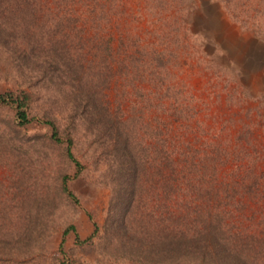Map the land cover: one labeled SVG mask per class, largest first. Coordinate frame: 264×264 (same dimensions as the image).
<instances>
[{"label": "trees", "instance_id": "1", "mask_svg": "<svg viewBox=\"0 0 264 264\" xmlns=\"http://www.w3.org/2000/svg\"><path fill=\"white\" fill-rule=\"evenodd\" d=\"M114 1L83 0L84 6L95 9L92 14L87 12L90 18L84 17L90 24L86 29L84 26L79 28L85 37L79 34L74 45L69 42L70 39L66 40L69 33L61 32L62 23L59 20H54L56 30H50L49 33H44L33 20L25 23L22 32L16 25H0V38H3V45L10 46L13 68L21 73L26 82L23 87L0 91V107L8 106L11 109L10 124L13 126L37 123L45 128L49 143L60 150L71 166L59 175L58 189L68 202L76 206L79 200L68 181L75 178L83 166L76 153L81 139H89L97 153L103 155L108 163L106 173L109 182L117 196L122 198L119 203H123L122 207H114L118 215H134L133 208H137L140 197L148 191V187L145 188L143 184L148 178L146 171L149 167L154 168L155 174L159 169L166 171L167 182L164 187L168 196L178 189L172 183L178 177H188V180L192 171L209 174V186H195L206 200L197 203L184 199L172 208L168 206L165 209L161 217L165 223L164 231L161 239L156 241L157 257L165 258L167 262L184 258L194 264H264V239L251 237L254 234H250L249 238L239 230H230L225 221L228 211L210 202V197L215 198L221 188L231 191L227 195L233 201L239 200L234 197L235 193L252 200L264 196V190L259 188V174L254 172V159L247 167L242 164L243 157H235L239 162H234L223 144L212 139L207 140L202 148L195 147L189 140L171 134L173 122L168 117L162 121V129L158 125L150 126L148 111L143 110L146 104L140 103V99L137 104L130 101L128 113L122 110L121 100L116 99L114 105L110 104L104 91L110 79L116 76L115 79H121L122 86L128 85L135 93L142 95L143 87L138 84L143 82L149 88L148 92L158 100L159 109L178 118L187 116L185 113L194 109L191 95L183 94L181 87L171 78L173 73L170 68L175 63L172 60L177 59L179 47L188 56L196 55V64H203V68L221 78L224 88L230 80H236L238 67H241L239 61L227 56L229 48L214 38L212 50H206L204 35L199 29L194 30L191 26L193 20L188 19L189 14L197 8V0H146L147 9L154 15L168 10L172 16L169 27H153V39H143L137 33L111 28L109 9ZM21 2L23 7L32 9V0ZM214 2L221 9V14H225L240 30L264 45V0ZM68 12L72 13V10L64 6L61 15L70 18ZM87 29L89 33H85ZM240 42L247 44L249 41L241 39ZM230 62L236 63V72L232 66L229 67ZM44 89L48 90L45 105L50 106L55 101L59 103L57 112L60 118L30 113L33 103L39 98V92ZM242 92L255 100V113L259 125L264 129V90L255 96L245 89ZM42 96L45 97V94ZM232 98L231 92L226 90L225 102L229 103ZM147 129L152 133L150 140H146V135H143ZM230 162H233V167L228 179L223 177L218 180L219 168ZM214 181H219L216 183L221 186ZM193 185L189 183L190 189L194 188ZM117 200L115 198V203ZM43 202L50 203L48 200ZM243 202L240 200L238 203L244 206ZM139 214L138 219L152 218L149 212L142 215L140 211ZM93 224L96 230L97 225ZM31 229L30 226L25 228L23 234L11 244L23 241L25 247L29 246L28 232ZM70 231L76 240L83 239L79 237L74 224H66L60 231L56 264H78L68 256L64 247L66 235ZM2 239L0 250L9 246L8 241ZM6 257L15 258L11 253L5 255L0 251V264ZM25 257L22 259L26 260L28 256Z\"/></svg>", "mask_w": 264, "mask_h": 264}, {"label": "rangeland", "instance_id": "2", "mask_svg": "<svg viewBox=\"0 0 264 264\" xmlns=\"http://www.w3.org/2000/svg\"><path fill=\"white\" fill-rule=\"evenodd\" d=\"M82 2L83 0H32L33 7L31 5L30 9L28 6L23 7L21 0H0V25H16L19 32H22L25 23L33 20L44 33H49L50 30H56L54 20H59L62 23L61 32L69 33L66 40L70 39L69 42L74 45L79 34L84 36L79 28L84 26L86 29L90 24L84 17L90 18L87 12L92 14L95 9H91L89 5L84 6ZM64 6L72 10V13L68 12L70 18L61 15ZM219 9L214 0H197V8L189 14L188 19L193 20V29H199L204 35L203 41L208 52L212 50L214 38L229 48L227 56L238 60L241 67H238L236 80H230L229 85L224 88L221 78L203 68V64H196V55L188 56L179 47L177 59L172 60L175 63L170 68L173 73L171 78L181 87L183 94L191 95L194 109L187 111V116L176 118L159 109L158 100L148 92L149 88L143 82L138 86L143 87L142 95L146 93L145 96L138 95L128 85L122 86L121 79H115L116 76L110 79L104 91L110 104L114 105L115 100L119 99L122 110L128 113L130 101L137 104L140 99V103L142 101V104H146L143 110L148 111L150 126L158 125L162 129V121H166L168 117L173 122L171 134L182 140H189L195 147L202 148L207 140L212 139L223 144L229 158L243 157L242 164L246 167L254 159V172L259 174V188L262 191L264 129L259 125L255 113V100L244 94L242 89L252 96L264 90V45L240 30ZM82 11L86 13L83 14ZM109 11L111 28L137 33L143 39H153L154 26L155 29L166 28L172 21L168 10L154 15L147 9L146 0H115ZM89 31L87 29L84 32ZM241 39L249 42L241 43ZM2 40L0 38V91L23 87L26 82L21 73L13 68L10 46L3 45ZM230 66L236 70V63L230 62ZM226 90L233 97L229 103L224 99ZM47 91L44 89L39 92V98L33 103L30 113L60 118L57 112L59 103L55 101L50 106L45 105ZM43 93L45 97L42 96ZM11 115L12 111L8 106L0 107V239L3 238L9 244L0 251L5 255L11 253L15 256L14 259L6 257L1 264H56L60 231L68 223L74 224L79 237L83 238L81 241L76 240L74 233L70 231L64 241L68 256L78 264H156L157 261H161V264H194L184 258L167 262L165 258L157 257L156 241L163 234L165 223L161 217L168 206L172 208L184 199L197 203L206 200L195 186H209V174L192 171L190 181L186 179L188 177H178L172 182L178 189L168 196L164 187L165 181L167 182L166 171L159 169L155 174L154 168L149 167L146 171L148 178L143 184L145 188L148 187V191L140 197L137 208H133L134 215H118V210L114 207H122L123 203H119L122 198L117 196L109 182L106 173L108 163L103 155L97 153L89 139H81L76 153L83 166L80 173L68 181L70 189L79 200V205L76 206L68 202L58 189L59 175L71 166L60 150L49 143L45 128L37 123L13 126L10 124ZM178 123L182 125L178 126ZM144 134V138L150 140V130L147 129ZM233 161L239 162L238 159ZM232 167L233 162L223 164L217 173L218 180L223 177L227 180ZM190 182L194 183L192 189ZM216 182L214 181L219 185ZM230 192L221 188L215 198L210 197L211 203H217L228 211L226 226L233 232L241 231L243 236L250 238L249 235L254 234L251 237L264 239V196L252 200L235 193L234 197L239 200L233 201L227 195ZM115 198L118 199L117 203ZM46 200L50 203L45 204L43 201ZM240 200L244 201V206L239 205ZM140 211L142 215L149 212L152 218L138 219ZM93 222L97 225L96 230ZM29 226L32 228L28 232L31 244L26 247L23 241L11 244ZM25 256H28L27 259H22Z\"/></svg>", "mask_w": 264, "mask_h": 264}]
</instances>
